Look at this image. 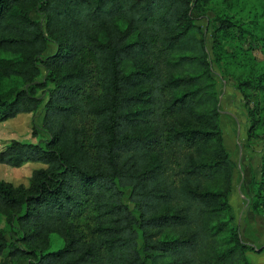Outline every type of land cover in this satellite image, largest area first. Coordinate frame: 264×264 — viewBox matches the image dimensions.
<instances>
[{
    "label": "trees",
    "instance_id": "trees-1",
    "mask_svg": "<svg viewBox=\"0 0 264 264\" xmlns=\"http://www.w3.org/2000/svg\"><path fill=\"white\" fill-rule=\"evenodd\" d=\"M43 15L32 18L31 8ZM192 0H0V120L43 102L44 143L11 139L0 161L46 164L27 186L0 180L19 239L7 263L252 264L229 202L216 80ZM56 49L43 55L48 41ZM41 67L45 80L36 81ZM50 84V86H47ZM45 87V95L35 91ZM43 87V88H44ZM264 150L251 209L264 213ZM135 212L123 200L124 188ZM62 245L48 250L51 235ZM141 241V242H140Z\"/></svg>",
    "mask_w": 264,
    "mask_h": 264
},
{
    "label": "rangeland",
    "instance_id": "rangeland-1",
    "mask_svg": "<svg viewBox=\"0 0 264 264\" xmlns=\"http://www.w3.org/2000/svg\"><path fill=\"white\" fill-rule=\"evenodd\" d=\"M32 18L43 20V15L31 8ZM191 15L205 34L210 66L216 80L219 120L223 143L234 161L229 202L234 222L241 238L262 250H248L252 264H264V213H244L252 204L254 190L260 182L264 150V0H192ZM56 49L49 40L43 55ZM7 57L0 51V61ZM36 81L45 80L46 69L41 67ZM28 83L14 75H7L0 67V94L11 97ZM50 86V84H47ZM35 93L45 95V87ZM43 102L37 109L18 112L0 120V150L11 139L44 143L49 134L42 128ZM46 166L41 161H25L12 165L0 161V180L14 187L30 183L34 169ZM264 190V186H262ZM129 188H124L123 200L132 211L134 203L128 199ZM253 212V211H252ZM18 210L0 205V235L7 242L26 246L19 239ZM141 242V241H140ZM57 234L51 235L48 250L62 245ZM6 253L0 254V264H27L28 257L17 256L5 263ZM148 264H151L147 260Z\"/></svg>",
    "mask_w": 264,
    "mask_h": 264
},
{
    "label": "crops",
    "instance_id": "crops-1",
    "mask_svg": "<svg viewBox=\"0 0 264 264\" xmlns=\"http://www.w3.org/2000/svg\"><path fill=\"white\" fill-rule=\"evenodd\" d=\"M248 210H249V209H248ZM248 210H247V211H248ZM247 211H246V212H247ZM252 211H253V210H252V209H250V210L248 211V214H247V215H249V213H256L257 215H261V214H259V213L255 212V211H253V212H252Z\"/></svg>",
    "mask_w": 264,
    "mask_h": 264
},
{
    "label": "water",
    "instance_id": "water-1",
    "mask_svg": "<svg viewBox=\"0 0 264 264\" xmlns=\"http://www.w3.org/2000/svg\"><path fill=\"white\" fill-rule=\"evenodd\" d=\"M250 208L249 205L246 206L245 210H244V213H246V211Z\"/></svg>",
    "mask_w": 264,
    "mask_h": 264
}]
</instances>
